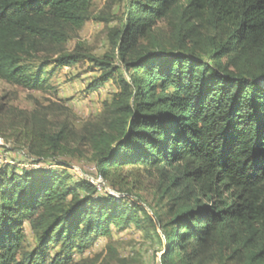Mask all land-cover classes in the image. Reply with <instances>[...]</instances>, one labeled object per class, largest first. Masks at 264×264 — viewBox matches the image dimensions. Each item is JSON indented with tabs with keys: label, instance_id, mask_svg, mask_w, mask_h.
<instances>
[{
	"label": "trees",
	"instance_id": "1",
	"mask_svg": "<svg viewBox=\"0 0 264 264\" xmlns=\"http://www.w3.org/2000/svg\"><path fill=\"white\" fill-rule=\"evenodd\" d=\"M92 6L93 0H0L1 80L48 93L49 66L88 59L102 71L89 92L114 80L119 87L101 123L82 133L69 118L52 130L49 115L34 111L25 119L23 146L35 165L65 166L58 156L89 145L97 176L113 186L126 168H160L174 216L153 217L129 193H100L91 181L72 183L51 168L5 167L0 264H72L113 230L146 224L164 231L160 264H264V0H131L114 41L128 78L110 62L66 52ZM175 9L173 41L152 37ZM27 225L38 240L29 253Z\"/></svg>",
	"mask_w": 264,
	"mask_h": 264
},
{
	"label": "rangeland",
	"instance_id": "2",
	"mask_svg": "<svg viewBox=\"0 0 264 264\" xmlns=\"http://www.w3.org/2000/svg\"><path fill=\"white\" fill-rule=\"evenodd\" d=\"M130 1L93 0L90 19L80 31L72 35L65 46L66 52L110 62L119 75L128 78L125 66L115 51L114 41L117 32L122 31L126 25ZM178 23L179 13L178 9H175L156 25L152 37L171 43ZM150 40L151 37L143 38L140 44L146 45ZM202 58L211 63L208 57ZM52 70L50 83L53 90L48 93L27 91L0 79V171L5 167H15L20 171L26 168H51L55 172L71 176L72 183L84 179L99 187L92 179L82 177L95 174L96 181L102 186L99 188L100 193L113 190L118 196L129 193L130 197L140 201L153 217L161 215L166 221L172 219L174 215L169 214L172 200L163 194L165 185L160 168H126L118 177L121 184L113 186L111 182H104L97 176L96 162L90 146L80 144L73 145L74 148L80 149L77 154L57 157V161L65 163V166L54 165L51 161L40 165L33 164L27 148L23 146L25 119L31 113L37 111L43 115L48 114V121L53 123L52 130L57 129V120L69 118L75 131L82 133L85 128L101 123L105 102L110 101L119 92L115 80L106 83L96 92L87 90L88 86L102 75L100 67L88 59L72 68L58 69L51 65L48 71ZM178 212L176 210V214ZM145 227L143 230L134 226L124 231L113 230L110 238L97 240L86 252H77L72 264H101L105 261L122 264L123 260L127 264H160L164 250V231L159 226L156 234L150 225L146 224ZM37 244L36 235L27 225L24 252L33 251ZM57 252L59 249L52 250L51 256Z\"/></svg>",
	"mask_w": 264,
	"mask_h": 264
},
{
	"label": "built area",
	"instance_id": "3",
	"mask_svg": "<svg viewBox=\"0 0 264 264\" xmlns=\"http://www.w3.org/2000/svg\"><path fill=\"white\" fill-rule=\"evenodd\" d=\"M82 177L92 179L93 181H95L99 185V188L102 187L100 185V182L96 181L95 174L93 176H90V175H82ZM112 195H114V194H112Z\"/></svg>",
	"mask_w": 264,
	"mask_h": 264
}]
</instances>
